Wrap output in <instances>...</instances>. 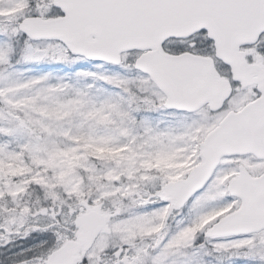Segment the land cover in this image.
I'll use <instances>...</instances> for the list:
<instances>
[{
  "label": "snow or ice",
  "instance_id": "1",
  "mask_svg": "<svg viewBox=\"0 0 264 264\" xmlns=\"http://www.w3.org/2000/svg\"><path fill=\"white\" fill-rule=\"evenodd\" d=\"M0 264H264V0H0Z\"/></svg>",
  "mask_w": 264,
  "mask_h": 264
}]
</instances>
